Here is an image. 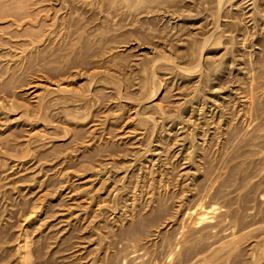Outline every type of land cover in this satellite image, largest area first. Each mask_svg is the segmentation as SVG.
Returning <instances> with one entry per match:
<instances>
[{
  "label": "rangeland",
  "instance_id": "374dc122",
  "mask_svg": "<svg viewBox=\"0 0 264 264\" xmlns=\"http://www.w3.org/2000/svg\"><path fill=\"white\" fill-rule=\"evenodd\" d=\"M0 264H264V0H0Z\"/></svg>",
  "mask_w": 264,
  "mask_h": 264
},
{
  "label": "bare ground",
  "instance_id": "6f19581e",
  "mask_svg": "<svg viewBox=\"0 0 264 264\" xmlns=\"http://www.w3.org/2000/svg\"><path fill=\"white\" fill-rule=\"evenodd\" d=\"M206 214V213H205ZM207 215V214H206Z\"/></svg>",
  "mask_w": 264,
  "mask_h": 264
}]
</instances>
